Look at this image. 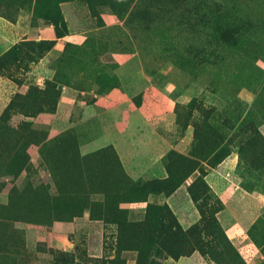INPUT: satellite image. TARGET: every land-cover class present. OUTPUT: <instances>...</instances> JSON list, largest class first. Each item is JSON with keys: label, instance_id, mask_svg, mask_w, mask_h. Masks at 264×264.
<instances>
[{"label": "rangeland", "instance_id": "rangeland-1", "mask_svg": "<svg viewBox=\"0 0 264 264\" xmlns=\"http://www.w3.org/2000/svg\"><path fill=\"white\" fill-rule=\"evenodd\" d=\"M0 264H264V0H0Z\"/></svg>", "mask_w": 264, "mask_h": 264}, {"label": "crops", "instance_id": "crops-1", "mask_svg": "<svg viewBox=\"0 0 264 264\" xmlns=\"http://www.w3.org/2000/svg\"><path fill=\"white\" fill-rule=\"evenodd\" d=\"M5 27H6V29H7L8 25H5ZM11 36H12V35H11Z\"/></svg>", "mask_w": 264, "mask_h": 264}]
</instances>
